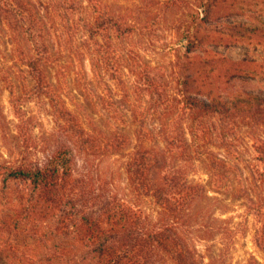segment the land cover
Wrapping results in <instances>:
<instances>
[{"label":"trees","instance_id":"1","mask_svg":"<svg viewBox=\"0 0 264 264\" xmlns=\"http://www.w3.org/2000/svg\"><path fill=\"white\" fill-rule=\"evenodd\" d=\"M93 1L101 9L99 0H87L89 4ZM43 3L0 0V31L6 30L3 24H7L16 44V56L35 81L32 91L37 92L30 91L34 98L40 99V94L54 98L59 147L45 164L14 165L8 170L7 179L31 183L34 192L27 198L28 203L36 202L35 195L39 201L59 208L63 229H76L79 238L83 237L79 241L88 250V264H205L198 239L222 236L229 248L227 240L231 242L234 235L223 228L228 221L215 218L211 207L204 203L209 199L206 186L192 180V175L203 167L209 177L226 176L235 158L232 150L237 132L246 124L257 156L249 163L245 191L253 205L264 206V97L201 99L188 89V68L187 81L183 83L185 92L179 97L171 87L170 75L160 71L162 67L144 64L136 68L116 59L119 49L110 33L128 37L134 33L133 24L103 11L92 14L81 0H61L62 29L71 38L72 29L83 33L84 48L75 51L76 59L79 64L90 59L95 78L105 86V95H97L100 108L113 118L109 122L112 126L96 123L89 128L81 114L66 107L62 89L51 84V69L58 60ZM196 47V42L187 39L186 55ZM179 66L176 64L174 70ZM126 74L136 78L135 83L128 85ZM114 86H118L117 91ZM138 97L148 98L146 105L131 103ZM123 99L130 100L129 107ZM94 138L105 140L103 154ZM88 149L93 153H87ZM83 154L86 155L81 167L89 164L93 170L96 166L95 171L105 170L103 159L96 163L92 158L120 155L122 159L114 162L122 163L130 199L92 197L93 192L86 186L94 173L91 169L81 171ZM114 173L110 170L108 176ZM96 177L103 179L99 172ZM88 195L93 203L96 201L93 207H89ZM22 222V217H18L13 224L0 228V264H14L17 250L10 237L16 236L17 231L26 232ZM51 236L42 234L37 240L48 242ZM32 238L36 240V236ZM256 243L264 247V237L256 236Z\"/></svg>","mask_w":264,"mask_h":264},{"label":"rangeland","instance_id":"2","mask_svg":"<svg viewBox=\"0 0 264 264\" xmlns=\"http://www.w3.org/2000/svg\"><path fill=\"white\" fill-rule=\"evenodd\" d=\"M60 1L43 0L44 15L53 33V53L58 60L51 69V84L62 89L66 107L81 114L87 127L96 123L112 126L109 123L112 114L101 110L97 97L104 94L105 86L95 78L89 58L84 64L76 59L75 51L84 48L86 39L81 38V31L76 33L72 29L71 38L62 29ZM81 1L92 14L103 11L133 24L134 33L128 37L115 31L110 33L119 49L116 59L122 65L129 63L136 68L144 64L162 67L160 71L170 75L171 87L178 95L185 89L188 68V89L201 99L210 96L232 101L239 97H264V0H99L101 9L96 1L91 4ZM3 26L6 30L0 31V228L13 224L18 217L23 219L26 232L17 231L16 236L10 237L17 250L12 259L14 264H88V250L79 241L83 237L79 238L76 229L67 226L63 229L59 208L39 201L35 195L36 202L28 203L27 198L34 192L31 183L7 179L8 170L16 164L47 163L59 147L60 134L54 98L47 94L34 98L35 81L16 56V44L10 38L7 24ZM187 39L197 43L190 55H186L184 48ZM176 64L180 65L178 70H174ZM135 80L126 74L128 85ZM117 90L118 86H114V91ZM119 93L122 94L120 90ZM140 99L134 98L131 103L146 105L148 98ZM123 104L129 107L130 100H124ZM243 125L237 132L232 150L235 158L226 176L209 177L203 167L192 175V180L206 186L209 199L204 203L211 207L215 218L228 221L223 228L234 235L231 242L227 240L229 248L222 236L196 239L206 257L205 264H264V247L256 243V236L264 237V206L253 205L245 191L248 166L257 153L250 128ZM130 133L133 134L132 130ZM95 140L103 154L105 140ZM88 150L87 153H93ZM84 155L79 166L81 171L91 169L94 173L86 186L93 192L92 197L130 199L122 163L114 162L122 159L120 155L92 158L96 163L103 159V171H95L96 166L93 170L89 164L81 167ZM110 170L115 172L113 176H108ZM96 172L103 179L98 180ZM90 196L89 207H93L96 201L93 203ZM215 199L218 201L214 203ZM42 234L52 236L48 242H40L37 239Z\"/></svg>","mask_w":264,"mask_h":264}]
</instances>
